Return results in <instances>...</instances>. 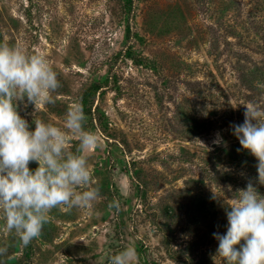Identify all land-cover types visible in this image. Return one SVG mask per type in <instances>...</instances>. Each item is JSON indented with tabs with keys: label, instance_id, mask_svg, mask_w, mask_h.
<instances>
[{
	"label": "rangeland",
	"instance_id": "rangeland-1",
	"mask_svg": "<svg viewBox=\"0 0 264 264\" xmlns=\"http://www.w3.org/2000/svg\"><path fill=\"white\" fill-rule=\"evenodd\" d=\"M0 45L43 53L62 85L52 104L15 102L29 130L64 129L95 86L85 129L100 137L87 153L93 207L53 209L27 247L0 230V264H110L129 247L135 264H226L213 237L225 208L249 182L264 196L231 128L264 107V0H0Z\"/></svg>",
	"mask_w": 264,
	"mask_h": 264
},
{
	"label": "clouds",
	"instance_id": "clouds-1",
	"mask_svg": "<svg viewBox=\"0 0 264 264\" xmlns=\"http://www.w3.org/2000/svg\"><path fill=\"white\" fill-rule=\"evenodd\" d=\"M61 86L43 53L0 45V218L4 221L0 230L15 232L25 247L42 235L53 209L90 210L100 197L99 188L91 186L87 160V153L100 146V137L85 129L83 105L68 108L64 129L35 120L34 131L29 130L17 111L15 102L25 97L35 108L54 103L52 93ZM245 107L244 122L231 128L242 148L257 159L258 182L264 185V107L253 103ZM217 135L214 143H220ZM73 136L79 139L76 153L68 150ZM30 162L39 166L32 171ZM236 193L238 197L225 208L226 234L213 233L219 242L217 256L226 264H264V196L251 182ZM109 207L118 212L119 201L113 200ZM6 252L0 247V255ZM136 258L135 249L129 247L112 255L110 264H135Z\"/></svg>",
	"mask_w": 264,
	"mask_h": 264
},
{
	"label": "trees",
	"instance_id": "trees-1",
	"mask_svg": "<svg viewBox=\"0 0 264 264\" xmlns=\"http://www.w3.org/2000/svg\"><path fill=\"white\" fill-rule=\"evenodd\" d=\"M129 1V5L131 6V2L132 0H128ZM131 31H130V25L127 23V30H126V40L129 42L131 40ZM98 89V88H97ZM97 89L94 87L89 88L87 91H85L83 93V95L81 96L79 103L83 105V109L86 111L85 109V103L87 102L88 98L90 95H95V93L97 92Z\"/></svg>",
	"mask_w": 264,
	"mask_h": 264
}]
</instances>
